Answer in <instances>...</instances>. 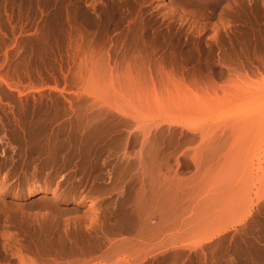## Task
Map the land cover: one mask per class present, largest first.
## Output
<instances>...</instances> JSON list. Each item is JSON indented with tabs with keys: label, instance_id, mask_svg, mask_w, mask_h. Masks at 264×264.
<instances>
[{
	"label": "rangeland",
	"instance_id": "1",
	"mask_svg": "<svg viewBox=\"0 0 264 264\" xmlns=\"http://www.w3.org/2000/svg\"><path fill=\"white\" fill-rule=\"evenodd\" d=\"M0 264H264V0H0Z\"/></svg>",
	"mask_w": 264,
	"mask_h": 264
}]
</instances>
